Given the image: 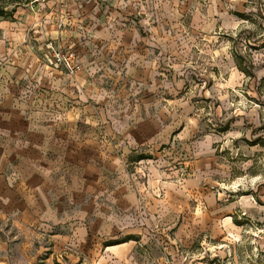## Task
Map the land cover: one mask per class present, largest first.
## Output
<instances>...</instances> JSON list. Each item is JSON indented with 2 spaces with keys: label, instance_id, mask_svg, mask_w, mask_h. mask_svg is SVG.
<instances>
[{
  "label": "rangeland",
  "instance_id": "obj_1",
  "mask_svg": "<svg viewBox=\"0 0 264 264\" xmlns=\"http://www.w3.org/2000/svg\"><path fill=\"white\" fill-rule=\"evenodd\" d=\"M46 1L0 0V118L47 133L79 217L0 221L10 259L76 264L87 231L264 264V0H66L57 22Z\"/></svg>",
  "mask_w": 264,
  "mask_h": 264
},
{
  "label": "crops",
  "instance_id": "obj_2",
  "mask_svg": "<svg viewBox=\"0 0 264 264\" xmlns=\"http://www.w3.org/2000/svg\"><path fill=\"white\" fill-rule=\"evenodd\" d=\"M57 1H46L47 7L56 5L55 13L52 9L48 15L50 22L59 20ZM12 118H0L2 123L0 125L2 126L0 129V221L12 223L78 221L79 212H68L62 208L68 200L70 204H74L72 195L74 185L69 179L66 182L64 178L58 176L63 174L61 170L66 171L64 167L60 170L48 166L50 156L51 158L54 156L50 153L52 145L47 133L43 130L31 129L28 123L26 128L23 124L21 129H11L8 125L14 121ZM32 134L41 136V139L34 141L31 138ZM55 163L54 160L51 164ZM224 222L230 227L231 216H227ZM27 232L26 238L29 237V231ZM84 232L85 244L80 249L82 259L77 260L76 264H174L170 261L172 260L170 254L173 251L170 252L168 248L162 250L154 246L152 241L143 243V241L125 240L100 246L95 243L92 232L90 235L87 231ZM145 232L147 230L142 229L141 236ZM79 236L78 231L73 232L70 244L75 245ZM143 238L146 236L143 235ZM7 248L5 242L0 239V264H15L10 259ZM52 252H62V245L56 244ZM22 264H31V261L28 259Z\"/></svg>",
  "mask_w": 264,
  "mask_h": 264
},
{
  "label": "built area",
  "instance_id": "obj_3",
  "mask_svg": "<svg viewBox=\"0 0 264 264\" xmlns=\"http://www.w3.org/2000/svg\"><path fill=\"white\" fill-rule=\"evenodd\" d=\"M64 5H65V0L57 1V6L60 9V11H64L63 10ZM57 25L61 27L62 22L59 21ZM50 54H51V59L54 61L55 66L61 67L63 70L67 71V73L74 74L80 69L79 64L74 61L73 54H71L70 52H63L61 50L53 49L52 53L49 52V55Z\"/></svg>",
  "mask_w": 264,
  "mask_h": 264
},
{
  "label": "trees",
  "instance_id": "obj_4",
  "mask_svg": "<svg viewBox=\"0 0 264 264\" xmlns=\"http://www.w3.org/2000/svg\"><path fill=\"white\" fill-rule=\"evenodd\" d=\"M26 2H28V1H26ZM15 6H16V5H15ZM13 11H14V9H11L10 12H6L5 9H4V7H1V6H0V16H3V15H4V16L9 15V16H10V15L12 14Z\"/></svg>",
  "mask_w": 264,
  "mask_h": 264
}]
</instances>
